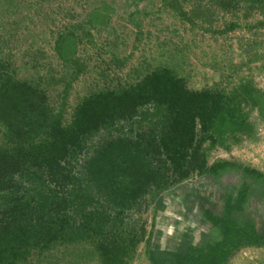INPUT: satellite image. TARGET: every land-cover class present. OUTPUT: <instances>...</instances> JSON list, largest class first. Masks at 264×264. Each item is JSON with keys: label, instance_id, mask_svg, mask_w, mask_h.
Instances as JSON below:
<instances>
[{"label": "rangeland", "instance_id": "374dc122", "mask_svg": "<svg viewBox=\"0 0 264 264\" xmlns=\"http://www.w3.org/2000/svg\"><path fill=\"white\" fill-rule=\"evenodd\" d=\"M60 45L69 48L65 59ZM155 75L221 95L223 113L201 148L208 166L236 167L217 178L191 174L168 187L151 185L137 202L114 207L85 172L107 144L122 139L144 147L142 139L157 132L154 105L141 106L133 118L86 137L73 160L76 183L65 188L76 194L65 230L27 264H103L100 246L111 258L120 252L113 264H175L186 247L215 238L205 212L264 233V181L242 171L264 177V0H0V109L26 87L51 122L59 116L68 126L93 96L121 93ZM7 127L0 122V149L11 139ZM19 181V195L38 201L42 188ZM245 187L240 210L227 213V198L235 202ZM81 196L94 200L80 207ZM6 198L0 193V205ZM226 264H264V247H242Z\"/></svg>", "mask_w": 264, "mask_h": 264}, {"label": "trees", "instance_id": "16d2710c", "mask_svg": "<svg viewBox=\"0 0 264 264\" xmlns=\"http://www.w3.org/2000/svg\"><path fill=\"white\" fill-rule=\"evenodd\" d=\"M68 49L60 45L56 50L65 59L70 55ZM160 76L147 78L121 93L93 96L78 109L68 126L60 123L59 116L51 122L45 109L33 102L26 87L7 98L10 105L4 107L5 103L0 109L1 125L8 126L6 133L11 135L7 148L0 149V193L8 196L0 205V264H27L37 249L45 251L60 240L66 225L63 220L69 218L68 211L74 202L71 196L76 195L65 188L76 183L71 174L73 160L86 137L101 127L133 118L141 106L154 105L160 120L157 132L152 130L148 138L142 139L144 147L138 142L123 144L122 139L107 144L95 154L85 172L97 190L105 189V199L114 207L137 202L151 185L160 187L164 183L168 187L191 174L217 178L224 170L236 167L228 162L208 166L201 148L205 134L223 113L221 95L190 92L180 81L168 77L160 81ZM7 117L15 121L9 123ZM152 163H156L155 172ZM242 171L264 181L258 171L248 168ZM20 179L42 188L38 201H33L28 192L19 195ZM246 193L247 187L235 202L227 198L225 211L240 210ZM79 200H84L78 204L82 207L93 202L94 197L81 196ZM204 215L216 232L215 238L205 236L202 245L186 247L183 253L173 256L175 264H226L242 247H264V233L250 223L239 225L231 216L216 217L210 212ZM65 238L75 242L73 238ZM141 240L142 237L132 239L131 246ZM105 247L100 246L103 264L121 262L120 252L111 258L112 255H105Z\"/></svg>", "mask_w": 264, "mask_h": 264}]
</instances>
